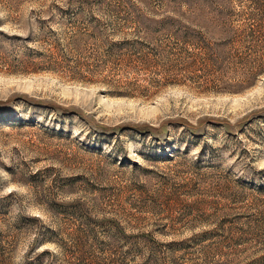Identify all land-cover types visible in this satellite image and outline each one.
<instances>
[{
	"label": "rangeland",
	"instance_id": "rangeland-1",
	"mask_svg": "<svg viewBox=\"0 0 264 264\" xmlns=\"http://www.w3.org/2000/svg\"><path fill=\"white\" fill-rule=\"evenodd\" d=\"M0 264H264V0H0Z\"/></svg>",
	"mask_w": 264,
	"mask_h": 264
},
{
	"label": "trees",
	"instance_id": "trees-1",
	"mask_svg": "<svg viewBox=\"0 0 264 264\" xmlns=\"http://www.w3.org/2000/svg\"><path fill=\"white\" fill-rule=\"evenodd\" d=\"M156 23V22H155ZM160 23H158V24H156V25H159ZM242 83H244V82H242ZM242 83H240V85H239V88L238 89H244V88H246L247 86H249V85H251L252 83H246V84H242ZM237 91H239V90H237Z\"/></svg>",
	"mask_w": 264,
	"mask_h": 264
}]
</instances>
